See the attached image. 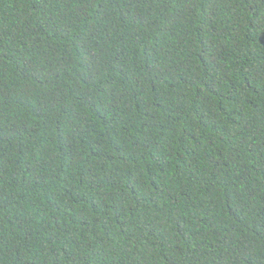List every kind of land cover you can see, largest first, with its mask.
Segmentation results:
<instances>
[{
	"label": "trees",
	"instance_id": "trees-1",
	"mask_svg": "<svg viewBox=\"0 0 264 264\" xmlns=\"http://www.w3.org/2000/svg\"><path fill=\"white\" fill-rule=\"evenodd\" d=\"M0 264H264V0H0Z\"/></svg>",
	"mask_w": 264,
	"mask_h": 264
}]
</instances>
